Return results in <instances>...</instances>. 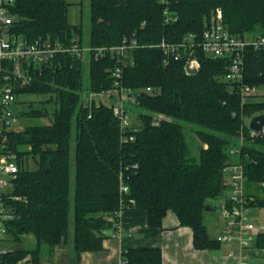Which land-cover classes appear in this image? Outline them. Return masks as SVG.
Returning <instances> with one entry per match:
<instances>
[{
    "label": "trees",
    "instance_id": "obj_1",
    "mask_svg": "<svg viewBox=\"0 0 264 264\" xmlns=\"http://www.w3.org/2000/svg\"><path fill=\"white\" fill-rule=\"evenodd\" d=\"M69 5L65 0H15L11 30L28 42L49 35L67 44L77 37L79 46L91 48L117 46L134 34L143 47L133 49L132 64L121 67V83L140 91L134 106L127 107L138 125L132 120L121 132L112 105L81 101L85 62L75 53L57 54L41 70H31V81L15 90L16 102L21 103L22 94L48 98L40 108L27 102L19 117L50 121L6 133L7 150L16 156L19 170L10 194L4 195L14 217L7 223L8 250L0 264H41L44 249L50 254L60 244L70 246L78 262L82 253L103 250V240L117 233L118 216L126 209L144 211L153 230H161L171 212L191 230L195 250L219 249L222 244L209 235L204 217L214 209L209 201L227 188V165H242L247 201L264 209V135H250L245 121L264 114V99L257 93V99L242 102L236 88L219 80L225 60L196 51L199 69L187 74L185 57L167 61L155 45L177 43L187 33L200 36L217 12L231 33H256L264 22V0H169L166 6L177 20L167 24L164 6L156 0H89L86 38L80 26L69 24ZM117 66L116 57L95 60L91 53L88 92H109ZM244 81L252 88L264 86V51L247 52ZM152 114L163 117L156 126ZM181 122L198 127L196 157L190 156ZM241 135L240 153L231 157L228 150L239 146ZM120 182L127 188L122 194ZM27 236L34 246L21 248ZM255 245L264 250V234ZM120 263L162 264V250L123 249Z\"/></svg>",
    "mask_w": 264,
    "mask_h": 264
},
{
    "label": "built area",
    "instance_id": "obj_2",
    "mask_svg": "<svg viewBox=\"0 0 264 264\" xmlns=\"http://www.w3.org/2000/svg\"><path fill=\"white\" fill-rule=\"evenodd\" d=\"M14 1L0 0V259L7 253V223L14 217L13 209L7 206L4 201V195L10 194L12 180L19 170L16 156L8 152L6 145V133L19 126L17 121L19 110H12V106L18 104L15 90L24 87L31 81L30 72L32 69L41 70L42 66L54 59L57 54L75 53L83 61L86 57L87 62H89L91 53L95 60L106 54L112 55L117 58L121 66H117L111 72L113 86L106 94L114 100L113 104L108 105H112L113 115L119 122L121 132H124L132 124L130 110L126 105H134L140 91L122 85L121 67L127 63L132 64L130 53L133 49L143 47L136 42L134 34L124 38L119 45L113 47L91 48L85 44L79 46L78 39H71L70 43L64 44L49 35L39 36L34 41L28 42L11 30L14 22V15L11 12ZM156 1L164 6L163 14L166 24L177 20L166 6L169 0ZM155 47L161 49L167 61H178L185 57L184 70L186 73V68L196 71L199 69V61L195 57L196 51L212 60H225L227 62L226 71L219 80L230 83L233 89L236 88L242 102L257 99L255 98L257 95L255 88L244 81L245 64L247 52L264 51V22L256 33L233 34L222 21L220 13L217 12L204 23V29L200 36L187 33L177 43L162 40ZM91 95L100 97L101 93ZM251 116L246 117L245 121L249 122ZM162 119V116L152 114L151 124L156 126ZM246 124L248 126L247 122ZM249 130L252 136L264 135V125L260 132H255L250 128ZM129 140H132V137ZM242 143L241 135L239 146L231 147L228 150L231 157L239 155V147ZM225 172L227 181L224 184L230 190V194L220 207L223 224L217 240L221 244H229L237 248L240 264H264V250L255 245L257 236L264 234V215L260 216L258 213L260 209H254L247 201L244 194L245 174L242 165L229 164L224 168ZM120 180L122 181V178ZM120 184V193H125L126 186L121 182ZM232 254L233 251L230 250L229 255Z\"/></svg>",
    "mask_w": 264,
    "mask_h": 264
},
{
    "label": "crops",
    "instance_id": "obj_3",
    "mask_svg": "<svg viewBox=\"0 0 264 264\" xmlns=\"http://www.w3.org/2000/svg\"><path fill=\"white\" fill-rule=\"evenodd\" d=\"M118 219V231L103 240L102 251L82 253L78 262H74L70 249L69 263L66 264H120L121 251L132 247L160 248L162 264H240L238 250L233 245L222 244L215 250H195L191 230L181 227L171 212L162 220L161 230L148 227L146 213L142 210H123ZM221 229L222 226L219 234ZM230 250L232 255H229Z\"/></svg>",
    "mask_w": 264,
    "mask_h": 264
},
{
    "label": "rangeland",
    "instance_id": "obj_4",
    "mask_svg": "<svg viewBox=\"0 0 264 264\" xmlns=\"http://www.w3.org/2000/svg\"><path fill=\"white\" fill-rule=\"evenodd\" d=\"M67 3H69V9H68V22L70 25L74 26H80L83 34V38H86L89 32V0H65ZM75 39H78L75 37ZM85 44V43H84ZM85 68H84V74H83V89L81 91V101L84 104L89 103L90 100L94 99L96 103L103 101L106 104H113L114 100L112 97H110L106 93H101V96H94L91 95L88 90V76L86 71V66L88 65V62L85 57ZM255 92L259 93L261 96L260 98L264 99V86H259L255 88ZM48 98L47 95H38V94H22L18 97V100H20V104H16L12 106L13 111L18 110H27L28 104L27 102H34L35 108L41 107V101H45ZM133 104H127L126 107L132 108ZM46 108L50 109V106L46 105ZM131 118V123L133 120L134 125H138V121L133 117ZM18 121V128L23 129L26 126L29 125H40V124H46L50 120L49 119H43V118H29V117H17ZM248 123V120L246 121ZM137 123V124H136ZM181 124L186 129V139L187 144L189 147V153L191 157H196L198 155V144L196 137L194 136V131L198 129L197 126H190L184 122H181ZM74 137V133H73ZM71 190L73 188V177H74V164L73 160H71ZM225 181H227V174L225 172ZM230 194V190L228 188H225L219 197L210 200L209 203L214 207L212 211H209L205 214L204 222L208 228V232L212 238H217L219 236V228L223 224V220L221 218L220 213V207L222 206L223 199ZM258 213L260 216L264 215V209L258 210ZM24 243L20 245L21 248H28L34 246V240L27 236L24 238ZM48 250L46 248L43 251L42 254V263L41 264H66L69 263V251L70 248L67 245L60 244L55 247V249L50 252V254L47 253Z\"/></svg>",
    "mask_w": 264,
    "mask_h": 264
},
{
    "label": "water",
    "instance_id": "obj_5",
    "mask_svg": "<svg viewBox=\"0 0 264 264\" xmlns=\"http://www.w3.org/2000/svg\"><path fill=\"white\" fill-rule=\"evenodd\" d=\"M186 71L188 74L196 73V70L191 68H186ZM263 125H264V114L252 115L248 122V127L255 132H260L262 130ZM205 210H207V208Z\"/></svg>",
    "mask_w": 264,
    "mask_h": 264
}]
</instances>
